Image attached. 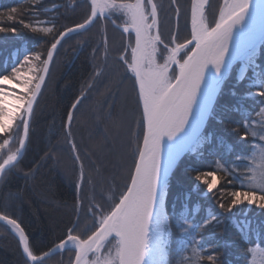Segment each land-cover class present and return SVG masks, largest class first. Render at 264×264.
<instances>
[{
	"label": "snow or ice",
	"instance_id": "1",
	"mask_svg": "<svg viewBox=\"0 0 264 264\" xmlns=\"http://www.w3.org/2000/svg\"><path fill=\"white\" fill-rule=\"evenodd\" d=\"M32 3L35 5L36 0ZM172 4L175 5L176 0H172ZM207 6L208 0H191L190 38L177 42L178 34L173 31L171 39L165 42L159 30L160 6L154 0H90L86 19L60 31L48 47L46 57L40 52L24 49L22 51L26 54L21 59L22 52L17 50L0 66V73H4L0 74V136L6 137L0 142V154L6 150V155L0 158V184L7 183V173L21 162L34 107L58 47L72 34L86 31L98 18L123 17L119 27L129 37V42L119 60L134 78L138 105L142 110L137 121V126L142 127V141L136 145L130 180L123 190L108 194L112 201L110 210L106 211L104 206L95 203V196L90 198L86 214L92 217V223L85 226V231L94 228L90 234H73L74 228H69L64 239L37 255L30 247L21 223L0 212V222L19 237L26 264H44L50 255L66 248L75 253L71 264H169L172 217L166 211L165 197L170 173L183 155H195L211 142L212 135L205 134L204 129L214 117L218 95L237 61L241 62L236 77L238 83L250 70L253 73L250 87L256 90L248 92L247 97L264 98V70L258 64L260 48L264 45V3L260 6L259 35L249 23V17L254 15L250 0H223L214 23L208 20ZM21 11L18 7L7 13L0 11V33L20 35L18 28L5 26V22L16 21ZM179 11L177 7V17ZM19 22L34 34L49 36L56 31L54 24L41 26L48 21L34 24L20 19ZM112 22L116 23L114 19ZM99 74L98 69L95 75ZM85 98L86 92H81L72 102L67 111L66 129L70 130L75 111ZM108 115L111 116L110 111ZM257 115L259 131L257 121L249 123L247 117L243 131L233 129L241 141H252V151L247 157L236 156L237 161H248L244 178L238 184L234 176L237 169H229L220 160L215 162L212 171H196L195 180L206 186V193L215 196L219 191L218 206L229 216L242 206L264 210V107ZM21 125L23 133L19 136V146L13 149L10 147L14 142L13 133L19 132ZM113 125L119 128L120 121L114 120ZM69 143L76 154L75 161L80 164L76 182L79 213L83 206L79 192L85 176L77 146L71 140ZM28 174L26 172L25 176ZM225 179L234 190L221 186ZM8 196L12 198L13 194ZM189 215L177 221L181 235L187 238L180 251H191L190 257H182L181 264L184 261L204 264L203 229L219 223V217L209 213L198 224L190 220ZM233 226L242 236L251 231V222L246 219L233 220ZM248 252L252 257L249 264H264V247H250ZM218 259L215 254L206 256L208 264H216Z\"/></svg>",
	"mask_w": 264,
	"mask_h": 264
},
{
	"label": "trees",
	"instance_id": "2",
	"mask_svg": "<svg viewBox=\"0 0 264 264\" xmlns=\"http://www.w3.org/2000/svg\"><path fill=\"white\" fill-rule=\"evenodd\" d=\"M154 2L160 6L159 30L165 42L171 39L173 31L178 34L177 42L190 38L191 0H176L175 5L172 0ZM220 2L221 0H208L206 13L210 23L215 21ZM13 7L22 11L16 21L5 22V26L18 28L20 35L15 36L11 32L0 33V66L17 50L22 52L21 59L23 54H26L22 51L24 49L40 52L46 57L48 47L60 31L86 19L90 12V0H36L35 5L32 0H0V11L7 13ZM177 7L180 10L178 17L175 13ZM122 18L113 17L112 20L121 24ZM20 19L25 23L34 24L48 21L49 23L41 26L51 27L54 24L56 31L49 36L34 34L19 22ZM120 32L111 20L98 18L86 31L72 34L62 41L35 104L21 162L7 173V183L0 184V212L21 223L30 247H33L37 255L64 239L69 228H74L73 234H90L94 228L85 231V226L92 223V217L86 214L90 198L95 196V203L104 206L106 211L110 210L112 201L108 199V194L118 193L127 183L136 145L141 141L143 131L142 127L137 126L142 112L134 89V78L131 73L126 72V66L117 57L123 52L127 38ZM96 56L97 59H93ZM258 64L261 70H264V45L260 48ZM240 66L241 62H238L231 69L216 100L214 117L204 129L205 134L212 135L211 142L206 143L203 150L195 155H184L170 175L165 197L166 211L172 217L169 264H181L182 257L191 256L190 250L187 253L180 251L187 238L181 235L177 227V221L189 214V219L198 224L202 223L209 213L219 217V223H213L203 229V247L206 249L204 264H208L206 256L211 254L219 257L216 264H249L251 254L248 249L255 245L264 247V210L255 206H242L232 216L224 214V210L218 206L219 191L215 196L208 194L204 191L206 186L195 180L196 171H212L217 160L229 169H237L234 173L237 184L244 178L243 173L248 161H237L236 156L242 154L247 157L252 151V141H241L239 134L233 129L243 131L247 117L249 123L257 121L259 131L257 113L264 107V98L247 97L248 92L256 90L250 87L253 73L250 70L246 78L238 83L236 77ZM98 69L100 74L93 75L94 70L97 72ZM124 89L127 94L124 107L121 108L118 97L120 90L125 91ZM81 92H86V98L75 111L70 130L66 129L64 125L67 111ZM109 111L111 116H108V119L113 121L125 120L124 115L130 114L132 118L129 122H133L132 130L135 132L130 154L124 157L126 161L120 181L115 179L117 170L101 168L100 157L87 146L88 143L94 142L96 135L101 137V132L111 135L105 118ZM97 116L100 119L94 129L90 127V123L92 124V119ZM79 118L84 125L78 122ZM69 140L77 146L85 176L79 192V200L83 205L79 213L76 182L80 174V164L75 161L76 154L73 153ZM64 164L68 172L65 171ZM70 169L72 174H69ZM26 172L29 173L27 176ZM89 173H93V176L91 174L88 179ZM101 178L111 181L110 184L106 182L103 193L96 192L93 188L87 189L86 185L92 186L95 180ZM227 179L221 181V186L229 191L234 190L232 185L227 184ZM89 180H92L91 183ZM100 182L103 184V181ZM9 193L13 194L12 198H9ZM241 219L251 222V231L243 236L233 226V220ZM73 257L74 250L66 248L50 255L44 260V264H71ZM0 264H26L18 238L10 227L3 223H0ZM184 264H190V261H184Z\"/></svg>",
	"mask_w": 264,
	"mask_h": 264
},
{
	"label": "rangeland",
	"instance_id": "3",
	"mask_svg": "<svg viewBox=\"0 0 264 264\" xmlns=\"http://www.w3.org/2000/svg\"><path fill=\"white\" fill-rule=\"evenodd\" d=\"M222 4H223V0H221L219 8L222 6ZM218 12H219V9H218ZM217 15H218V13H217ZM122 23H123V18H122ZM122 23L121 24L117 23V24L118 25H122ZM118 29H119V31H121L123 33L122 28H118ZM118 34H119V32H118ZM119 35L121 37V34H119ZM124 35L127 36L126 34H124ZM116 36H117V34H116ZM170 37H171V35H170ZM128 39L129 38L127 36L126 42H125L126 44L129 42ZM131 39H132V42L134 43V35H133V37ZM105 41L107 42V38L105 39ZM123 52H124V50H123ZM123 52H121V53H123ZM120 55L121 54L117 55L118 59H119ZM110 56H112V55H110ZM129 57H130V51H129ZM93 59H97V56L94 57ZM238 68H240V67H238ZM25 70H26V68H25ZM95 72L96 71L94 70L93 75L95 74ZM124 90L125 91L120 90L119 97H118V103H119L121 108L124 107V101H125L124 98H125V96L127 94V90L126 89H124ZM98 115L100 117H102V115H100V114H98ZM108 116H109L108 114L107 115L105 114L106 123H107L106 125H107V127H110L111 135H107L106 133H102L101 132V134H100L101 137H98L99 135H96V138H95L94 142L93 143L92 142L88 143L87 146H89L90 151H93L98 157H100V161H101V164H100L101 166L100 167L101 168L106 167V169L109 168V170H112V169L115 168V170H117V172H116L117 175H116L115 179H116V181H118V179L120 181L121 178H122L123 171H124V165H125L124 161H126L124 159V157H126V156H128L130 154L131 146L133 145L134 138H135V135H133V133H135V132H133V130H132L133 122H129L131 120V118H132L130 114L124 115L125 120L124 119L119 120L120 121V127L119 128L114 127L113 120L108 119L109 118ZM99 119L100 118L98 116L95 117L94 119H92V124L90 123V127H94V129H95V127L99 123L98 122ZM78 122L83 124V122L81 121V118L78 119ZM21 134H22V125L20 126V131L19 132H14L13 133L14 142L10 144L11 148L14 149L15 147L19 146L18 145V140H19V136ZM3 138H6V137H2L1 136L0 137V142H2ZM107 145H109L110 147L108 148ZM2 155H6V150L4 151V153L0 154V158H2ZM133 161H134V159H133ZM65 164H64V169L66 171ZM67 165L70 166L69 163H67ZM132 165H133V162H132ZM132 165H131V168H132ZM131 168H130V171H131ZM62 170H63V168H62ZM68 171H66V172H68ZM70 173L71 174L73 173V172H71V169H70L69 174ZM91 174L93 176V173H89V175L87 176L88 179L90 178ZM128 177H129V175H128ZM100 180L103 181V184L100 182ZM100 180H98V179H97V181L95 180L93 182V184H95V185H93V184H92V186H90V184L86 185L87 189L88 188H93L96 192L98 191V192H102L103 193L104 189L106 188L105 186H107V184H110L111 181L109 182L106 179L104 181V179H102V178ZM127 180H128V178H127ZM68 182H69V180H67V183ZM106 182H107V184H106ZM94 190H92V192L96 193ZM256 246H258V245H255L254 247H256ZM251 258H250V260H251Z\"/></svg>",
	"mask_w": 264,
	"mask_h": 264
},
{
	"label": "water",
	"instance_id": "4",
	"mask_svg": "<svg viewBox=\"0 0 264 264\" xmlns=\"http://www.w3.org/2000/svg\"><path fill=\"white\" fill-rule=\"evenodd\" d=\"M262 3H264V0H250V4H251V6H252V12H253V14L254 15H252V16H250L249 17V23L250 24H252L253 26H254V28H255V30H256V32H257V35H259V31H260V27H261V18H260V6H261V4ZM190 18H191V4H190V10H189V30H190V36H191V24H190ZM72 27V26H71ZM246 30H247V27H246ZM238 62V61H237ZM236 62V63H237ZM235 63V64H236ZM66 122H67V119H66ZM22 133H23V126H22ZM143 135V134H142ZM141 141H142V138H141ZM140 141V142H141ZM184 156V155H183ZM183 156H182V158H183ZM181 158V159H182ZM180 159V160H181ZM134 160H135V158H134ZM179 160V161H180ZM134 168V161H133V165H132V168H131V170ZM174 170V169H173ZM172 170V171H173ZM172 171H171V173H172ZM131 172V171H130ZM171 173H170V175H171ZM130 180V175H129V179H128V181ZM0 223H3L4 224V222H0ZM17 236V235H16ZM17 238H18V240H19V237L17 236ZM19 244H20V242H19ZM53 247V246H52ZM20 248H21V250H22V253H23V249H22V246L20 245ZM57 252V251H56ZM75 255V254H74ZM26 258V257H25ZM74 258V257H73Z\"/></svg>",
	"mask_w": 264,
	"mask_h": 264
},
{
	"label": "bare ground",
	"instance_id": "5",
	"mask_svg": "<svg viewBox=\"0 0 264 264\" xmlns=\"http://www.w3.org/2000/svg\"><path fill=\"white\" fill-rule=\"evenodd\" d=\"M239 69V68H238ZM141 112H142V110H141ZM130 175V174H129ZM128 179H129V177H128ZM127 182H128V180H127Z\"/></svg>",
	"mask_w": 264,
	"mask_h": 264
}]
</instances>
